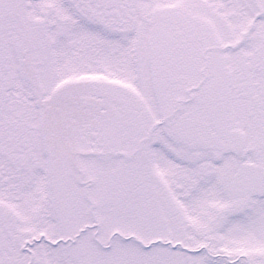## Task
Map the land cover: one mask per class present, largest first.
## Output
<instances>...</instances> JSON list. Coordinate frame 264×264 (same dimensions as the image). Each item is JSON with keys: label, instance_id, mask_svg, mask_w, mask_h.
Wrapping results in <instances>:
<instances>
[{"label": "snow or ice", "instance_id": "snow-or-ice-1", "mask_svg": "<svg viewBox=\"0 0 264 264\" xmlns=\"http://www.w3.org/2000/svg\"><path fill=\"white\" fill-rule=\"evenodd\" d=\"M0 264H264V0H0Z\"/></svg>", "mask_w": 264, "mask_h": 264}]
</instances>
